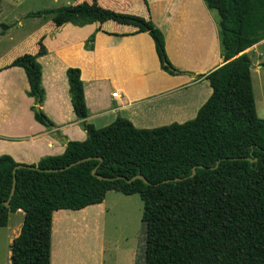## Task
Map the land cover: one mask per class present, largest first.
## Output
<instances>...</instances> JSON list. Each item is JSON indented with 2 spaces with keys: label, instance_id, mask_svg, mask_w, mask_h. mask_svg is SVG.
<instances>
[{
  "label": "trees",
  "instance_id": "16d2710c",
  "mask_svg": "<svg viewBox=\"0 0 264 264\" xmlns=\"http://www.w3.org/2000/svg\"><path fill=\"white\" fill-rule=\"evenodd\" d=\"M206 2L219 16L224 55L219 66L197 76L208 80L211 93L193 118L136 128L117 116L96 128L84 120L87 109L79 69L69 67L65 74L70 104L85 139L67 140L62 153L30 164L0 154V227L9 211H22L19 232L9 243V264H49L51 212L99 203L108 190L137 194L141 201L143 264H264V118L255 114L250 61L242 52L241 35L245 14L258 11L259 0ZM46 15L55 26L105 20L132 25L135 32H146L151 38L160 68L176 73L165 55L162 34L149 19L112 11L95 1L26 14ZM91 42L92 35L84 48L90 49ZM43 52L39 44L36 54ZM7 66L20 67L26 76V95L34 99L33 119L52 127L39 108L43 91L35 55L22 53ZM85 156L90 158L62 171L27 167L58 168ZM16 165L20 167L15 169L13 193L5 206ZM94 167L103 179L91 175ZM136 174L148 183L118 177L129 179ZM174 177L182 179L161 182ZM53 236L54 231L52 264Z\"/></svg>",
  "mask_w": 264,
  "mask_h": 264
},
{
  "label": "crops",
  "instance_id": "0c3cea01",
  "mask_svg": "<svg viewBox=\"0 0 264 264\" xmlns=\"http://www.w3.org/2000/svg\"><path fill=\"white\" fill-rule=\"evenodd\" d=\"M92 1L115 12L149 19L161 32L165 55L176 73L168 74L160 68L151 38L146 32H135L136 27L132 25L105 20L55 26L46 20L28 36L32 40L39 35L43 37L42 54H36L35 42L24 49L27 37L17 45L20 51L16 55L0 61V154L9 155L15 162L30 164L43 156L62 153L67 140L85 139L86 134L70 104L65 74L69 67L79 69L87 109L84 120L96 128L109 124L117 116L136 128L182 123L193 118L210 95L208 80L197 76L219 66L224 49L220 42L219 16L206 0H71L70 4ZM263 1L259 0L258 11L251 14L249 10L242 21V52L250 61L249 75L264 62L259 53L260 46H264ZM90 35V49H85L84 41ZM24 52L34 54L40 65L43 96L39 108L52 127L47 128L33 119L30 106L34 99L26 95V76L20 67L7 66ZM113 92L115 96L111 95ZM103 199L72 211H99L104 205ZM66 210L51 212L50 235L53 220L64 222ZM19 229L16 226L8 232L7 242L10 243ZM50 243L51 240L49 264ZM100 250L99 247V253ZM135 259L134 255L131 264Z\"/></svg>",
  "mask_w": 264,
  "mask_h": 264
},
{
  "label": "rangeland",
  "instance_id": "374dc122",
  "mask_svg": "<svg viewBox=\"0 0 264 264\" xmlns=\"http://www.w3.org/2000/svg\"><path fill=\"white\" fill-rule=\"evenodd\" d=\"M70 2L0 0V61L16 55L20 51L17 45L49 20L48 15L28 17L27 13L71 5ZM42 38L41 35L36 40L28 37L24 49L34 42L44 49ZM259 53L264 60V46H260ZM250 79L255 113L264 118V69H252ZM103 204L99 211L76 213L66 210L64 222L53 220V264H131L134 255V264H143L144 227L140 221L142 204L138 195H123L110 190L105 193ZM21 221L20 210L7 213L6 225L0 229V264H9L7 234L20 226Z\"/></svg>",
  "mask_w": 264,
  "mask_h": 264
},
{
  "label": "water",
  "instance_id": "95a60500",
  "mask_svg": "<svg viewBox=\"0 0 264 264\" xmlns=\"http://www.w3.org/2000/svg\"><path fill=\"white\" fill-rule=\"evenodd\" d=\"M258 67L264 69V65H262V64H259ZM169 70L174 71V70H173L172 68H170V67H169ZM63 140L65 141L64 138H63ZM89 158H90L89 156L81 157V158H78V159H76V160L70 162L69 164H67V165H65V166L58 167V168H43V169H39V168H37V167H35V166H27V167H29V168H31V169H35V170H41V171H43V172L62 171V170H64V169H67V168L70 167V166H73V165H75V164H77V163H80V162H82V161H85V160H87V159H89ZM96 159H97L98 161L101 160L100 157H96ZM247 159L250 160V161L255 160V158H251V157H249V158H247ZM18 167H20V165H16V166L12 169V182H11V188H10V191H9V195H8L7 200H5V201L3 202V204H4L5 206L8 205V199L10 198V196H11L12 193H13L14 182H15L14 172H15V169H17ZM95 169H96L95 167L91 169V171H90L91 175L95 176L96 178L103 179L102 176H100V175H98V174L95 173ZM193 173H194V168L191 169L190 176L193 175ZM118 177H119V178H123V179H124L125 181H127V182H128V181H131V180H133V179H141L144 183H146V184L148 183V181H147L142 175H140V174L133 175V176H131L129 179L124 178V177H122V176H118ZM181 179H182L181 177H174V178H170V179H163L161 182L177 181V180H181Z\"/></svg>",
  "mask_w": 264,
  "mask_h": 264
},
{
  "label": "built area",
  "instance_id": "2783aa9c",
  "mask_svg": "<svg viewBox=\"0 0 264 264\" xmlns=\"http://www.w3.org/2000/svg\"><path fill=\"white\" fill-rule=\"evenodd\" d=\"M111 95H112V96H115V92H113Z\"/></svg>",
  "mask_w": 264,
  "mask_h": 264
}]
</instances>
